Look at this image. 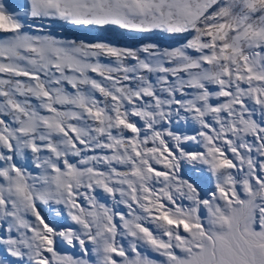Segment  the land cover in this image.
<instances>
[{"label":"snow or ice","instance_id":"snow-or-ice-1","mask_svg":"<svg viewBox=\"0 0 264 264\" xmlns=\"http://www.w3.org/2000/svg\"><path fill=\"white\" fill-rule=\"evenodd\" d=\"M0 33V264H264V0L0 2Z\"/></svg>","mask_w":264,"mask_h":264},{"label":"rangeland","instance_id":"rangeland-1","mask_svg":"<svg viewBox=\"0 0 264 264\" xmlns=\"http://www.w3.org/2000/svg\"><path fill=\"white\" fill-rule=\"evenodd\" d=\"M5 6L6 10L9 12H16V11H23V9L26 7L28 0H0ZM20 19L25 20V23H40L39 21H30L27 20L24 16H21ZM27 30V29H26ZM52 31L58 35V36H72V35H80L83 38H89L86 34L84 33H74L71 29L61 27L59 24H54L52 26ZM4 34L0 33V36ZM154 39L159 42L161 45L168 46L176 43L175 40L168 38L165 34H157ZM120 43H133L132 41L129 40H121L119 41ZM107 62V61H105ZM94 75V74H93ZM97 79H99L97 77ZM258 121L261 119L260 115L257 113L254 117ZM230 155V154H229Z\"/></svg>","mask_w":264,"mask_h":264}]
</instances>
